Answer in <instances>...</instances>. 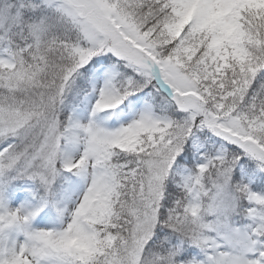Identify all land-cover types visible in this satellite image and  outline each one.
Instances as JSON below:
<instances>
[{
  "label": "snow or ice",
  "instance_id": "snow-or-ice-1",
  "mask_svg": "<svg viewBox=\"0 0 264 264\" xmlns=\"http://www.w3.org/2000/svg\"><path fill=\"white\" fill-rule=\"evenodd\" d=\"M0 264H264V0H0Z\"/></svg>",
  "mask_w": 264,
  "mask_h": 264
}]
</instances>
